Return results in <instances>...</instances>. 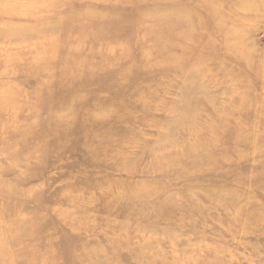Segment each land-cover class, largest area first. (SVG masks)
Wrapping results in <instances>:
<instances>
[{
  "label": "rangeland",
  "instance_id": "1",
  "mask_svg": "<svg viewBox=\"0 0 264 264\" xmlns=\"http://www.w3.org/2000/svg\"><path fill=\"white\" fill-rule=\"evenodd\" d=\"M0 264H264V0H0Z\"/></svg>",
  "mask_w": 264,
  "mask_h": 264
}]
</instances>
